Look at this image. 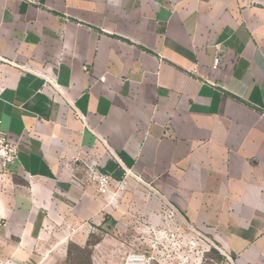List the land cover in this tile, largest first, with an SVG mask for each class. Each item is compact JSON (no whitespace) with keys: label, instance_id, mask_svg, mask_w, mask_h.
<instances>
[{"label":"crops","instance_id":"crops-1","mask_svg":"<svg viewBox=\"0 0 264 264\" xmlns=\"http://www.w3.org/2000/svg\"><path fill=\"white\" fill-rule=\"evenodd\" d=\"M0 129L20 145L10 264H65L127 215L158 224L147 185L264 264V0H0ZM85 164L133 176L112 201Z\"/></svg>","mask_w":264,"mask_h":264},{"label":"built area","instance_id":"built-area-1","mask_svg":"<svg viewBox=\"0 0 264 264\" xmlns=\"http://www.w3.org/2000/svg\"><path fill=\"white\" fill-rule=\"evenodd\" d=\"M262 0H249L251 6H256ZM220 60L216 59L217 69ZM20 165V145L0 129V185L7 183L14 168ZM85 175L92 182L99 195L112 201L121 196L127 189L128 179L133 176L130 170H125L120 180H114L110 175L99 172L87 164L84 165ZM159 199L160 222L153 227L155 247L159 254L167 257V264H189L198 254L202 256L217 250L226 260L224 264H235L232 255L219 247L215 241L202 231L191 225L181 211L168 199L163 197L154 187L147 185ZM153 258L144 252L132 251L124 259V264H152Z\"/></svg>","mask_w":264,"mask_h":264},{"label":"rangeland","instance_id":"rangeland-1","mask_svg":"<svg viewBox=\"0 0 264 264\" xmlns=\"http://www.w3.org/2000/svg\"><path fill=\"white\" fill-rule=\"evenodd\" d=\"M127 218L125 222H119L118 226L108 231L94 230L84 248L71 244L65 264H124V259L132 251L146 253L153 258L152 264H167V257L159 254L155 247L153 227L157 224L145 222L144 218L135 215H127ZM3 254L0 244V264H10ZM225 262V258L213 249L203 256L196 255L189 264Z\"/></svg>","mask_w":264,"mask_h":264},{"label":"trees","instance_id":"trees-1","mask_svg":"<svg viewBox=\"0 0 264 264\" xmlns=\"http://www.w3.org/2000/svg\"><path fill=\"white\" fill-rule=\"evenodd\" d=\"M89 246H91V245L89 244Z\"/></svg>","mask_w":264,"mask_h":264}]
</instances>
